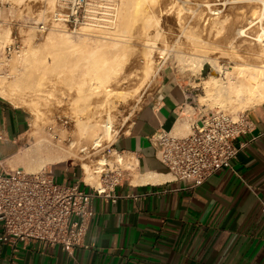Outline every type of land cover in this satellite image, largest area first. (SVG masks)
<instances>
[{"label": "rangeland", "instance_id": "rangeland-1", "mask_svg": "<svg viewBox=\"0 0 264 264\" xmlns=\"http://www.w3.org/2000/svg\"><path fill=\"white\" fill-rule=\"evenodd\" d=\"M57 1L0 0V85L3 87L0 88V94H4L2 96L8 97L13 103L15 102L14 104L25 109L29 114L31 124L24 139L27 143L18 157H21L28 150H33L36 138L40 134H51L54 144L58 143L59 140L63 144L68 140H78L79 136L76 131L78 117L83 118L82 122L93 119L104 120L108 114L112 118V134L109 140L104 141L100 147L90 150L87 155L86 153H81V160L77 159L75 163L66 161L57 163V166L54 167L53 165L55 164L52 165V174L55 177V182L63 183L64 179L61 176V172L65 165L73 166L75 169V176L72 175L73 169L70 168L67 181H65V183L70 184L80 175V162L88 164L93 171L96 168V161H104V157L111 168L117 167L118 160L122 159L120 167L123 170L133 169L130 164L134 162L129 156H122L121 158V156L114 154L110 157L107 156V150L112 149L111 143L115 137L127 130L136 111L155 90L161 69L167 65L173 67L184 85L189 89L191 106L194 109L188 108V111L194 116L190 115L182 120L187 124L188 128L198 113L221 109L236 115L242 112L247 113L250 108L257 106L240 107L235 102H226L223 106H220L213 98L207 96L205 80L214 76L220 83L225 84L227 82L228 73L231 74L232 72L230 71L234 69L232 60H229L231 55L230 47L227 48L228 55L221 54V39H223L225 34H228V36H233L232 42L241 45L239 49L242 50L249 47L248 41L258 38L262 28L264 29V2H262L264 0H261V3L260 0H127L128 2L126 0H109L115 7V18L113 25L111 24L112 26H107L108 28L104 26L102 30L107 33L111 31L113 34L110 32L104 34L100 26L99 28L95 25L93 27L87 26V22L80 23L75 27L64 23L60 25V23L52 22L51 14L57 9ZM91 1L95 2L96 0H89V2ZM133 2L134 4L138 2V6L135 4L136 8L133 6ZM132 6L133 8L131 9ZM137 8L140 14L137 12ZM163 8H166L167 13ZM133 9H136L135 14H133ZM143 11L145 12L143 13ZM147 12L151 16L153 14V17H156V23L153 22V17L150 16L149 18L150 14H147ZM143 16L144 18L147 17L144 19ZM133 19H138V25L134 23ZM130 20L134 23H132V26L136 24L139 27L140 25L141 31L135 27L131 30V33L128 32L130 30L127 29L128 26L125 28V25L129 23V27H131ZM139 20L142 22H139ZM126 22L128 23L126 24ZM42 25H44L43 28H41ZM246 25H251L246 29L247 36L238 37L237 30L240 27H246ZM80 26H82V30L79 29ZM123 27L127 29V32ZM97 28L99 30L95 31ZM51 33H54L53 35L55 36ZM125 33H129L127 34L128 37ZM134 34H136V37L133 36L134 39H132L130 35ZM146 34L148 35L146 36ZM149 36L152 37H150L152 40L155 38V43L153 42L155 45L152 40L149 42L153 45H150V43L143 44L147 47V51H145L146 47L141 42H146V39L143 40V38H149ZM103 38H105V44L102 46L99 55L111 62V70L106 73L102 72L104 74L102 76L99 75V77H92L90 74L85 75L86 78L91 79L90 82L93 87L97 83L94 92L85 99L83 96L85 95L84 92H80L79 87H77L79 86L78 79H72V72L67 69L64 73L61 71L65 70L64 63L67 57L76 54L79 50H84L86 45L92 46L94 44L93 41L103 44ZM261 38H264V34L261 35ZM112 39L114 41L109 43V47L112 48L109 49L107 48L109 45L107 43ZM121 39H128V42L129 39H132L134 44L131 41L128 43L126 40L123 41ZM121 41H123V44H121ZM208 41L210 42L208 43ZM126 42L127 44L125 45L124 43ZM205 42L208 46L204 45ZM218 44H220V47ZM117 46L119 48L120 46H128L129 55L126 54L127 51L125 52L128 47H123L125 53L121 54L123 52L116 51L118 48L115 50L114 47ZM151 46L152 48L155 47L153 54ZM123 48L118 50H123ZM214 48L217 49L215 50ZM105 49L107 51H104ZM109 50L115 53H111ZM135 50L139 53L137 54ZM130 51H132V54H130ZM118 52L120 57L127 55L128 61H126L127 58H123L127 64L125 61H119L121 59ZM213 52L215 53L213 54ZM240 53L243 52L241 51ZM22 54L27 60L26 63L25 60H22ZM205 55L212 58L216 56L217 60L213 59L216 60L222 69L212 72V64L205 62L203 67L198 70L191 59L199 60ZM35 57L36 59H34ZM17 58H20V60ZM120 62L121 64H119ZM60 75L61 77L65 75V79H60ZM231 76L234 78L235 74ZM90 82L82 85L83 89L86 90L90 86ZM13 88L16 90L13 91L15 94L12 92ZM29 91L31 92L29 93ZM16 94L18 95V100L15 97ZM38 94L39 96H37ZM94 114L95 116H93ZM33 118H36L37 121H34ZM32 120L38 124V129H34V126L32 127ZM61 124L64 125L62 126ZM187 132L182 136L186 135ZM21 165L23 166V163ZM49 166L42 170H47Z\"/></svg>", "mask_w": 264, "mask_h": 264}, {"label": "crops", "instance_id": "crops-1", "mask_svg": "<svg viewBox=\"0 0 264 264\" xmlns=\"http://www.w3.org/2000/svg\"><path fill=\"white\" fill-rule=\"evenodd\" d=\"M188 92L173 67L161 69L153 93L111 143L113 151L133 156L134 166L106 191L115 201L104 195L92 199L83 246L69 256L59 247L19 245L13 252L0 244V264H264V105L248 110L252 130L234 141L243 147L232 168L191 186L171 179L152 143L153 135L174 133L179 120L194 116ZM29 127L27 111L0 94L5 170L20 167ZM53 167L47 171L54 177ZM70 168L75 176L74 167L65 165L63 183Z\"/></svg>", "mask_w": 264, "mask_h": 264}, {"label": "built area", "instance_id": "built-area-1", "mask_svg": "<svg viewBox=\"0 0 264 264\" xmlns=\"http://www.w3.org/2000/svg\"><path fill=\"white\" fill-rule=\"evenodd\" d=\"M113 7L109 0H58L51 21L72 27L85 22L104 27L114 22ZM188 99L191 103L190 96ZM251 130L247 113L233 115L217 109L198 113L186 135L160 131L153 135L152 143L156 146L157 159L172 180L198 186L214 173L232 168L243 147L234 141ZM114 154L123 156L107 150V156ZM129 158L134 162L133 156ZM103 159V165H99L102 189L84 181L81 166V178L69 184L55 182L47 170L28 172L21 167L5 170L0 164V244H6L13 252L18 251L19 245L59 247L72 256L75 248L83 246L92 215V199L104 195L115 201V196L106 191L119 184L126 171L120 162L111 168L106 158ZM260 207L264 211V199Z\"/></svg>", "mask_w": 264, "mask_h": 264}, {"label": "bare ground", "instance_id": "bare-ground-1", "mask_svg": "<svg viewBox=\"0 0 264 264\" xmlns=\"http://www.w3.org/2000/svg\"><path fill=\"white\" fill-rule=\"evenodd\" d=\"M125 1V0H124ZM127 1V0H126ZM93 2V1H92ZM128 2V1H127ZM264 2V1H262ZM126 3V2H125ZM260 3H261V0H260ZM134 4V2H133ZM135 4L138 6V2H135ZM135 4L133 5L135 7ZM208 4V3H207ZM133 6L131 7V9L133 8ZM136 6V7H137ZM213 6V5H212ZM135 7V8H136ZM260 7V6H259ZM146 8V7H145ZM258 8V6H257ZM164 9V8H163ZM166 9V8H165ZM164 9V11H166ZM170 9V8H169ZM217 9V8H216ZM134 10V13L136 12V9H133ZM149 10V9H148ZM141 11V10H140ZM151 11V10H149ZM137 12H138V8H137ZM145 11H143L144 13ZM153 12V11H152ZM151 12V13H152ZM216 12V11H215ZM140 14V12H138ZM137 13V14H138ZM156 13V12H155ZM167 13V11H166ZM147 14H150L149 12H147ZM143 15V14H142ZM156 15V14H155ZM213 15V14H212ZM263 15V14H262ZM137 16V15H136ZM151 14L149 15V18H150ZM147 17V16H146ZM145 17V18H146ZM153 17V14L152 16ZM141 18V17H139ZM144 18V16H143ZM144 18V19H145ZM154 18V21H155V16L153 17ZM136 19V18H135ZM143 19V20H144ZM138 20V19H137ZM137 20H134V23H137ZM142 20V18H141ZM158 20V19H156ZM132 20H130L129 22L131 23V27H129V23L126 22V24L128 23V25H125V28L127 27V29H129L131 33V30H133L135 27L136 28H139L138 26H132L134 23H133ZM139 22H142L139 20ZM149 22V21H147ZM180 22V21H179ZM214 22V21H213ZM133 23V24H132ZM152 23V22H151ZM218 23V22H217ZM61 25V23H60ZM83 25V24H82ZM92 26L93 25L91 23H87V26ZM113 25V24H112ZM111 24L107 25V26H112ZM138 25V23H137ZM145 25V24H144ZM85 26V25H83ZM106 26V27H107ZM251 25H246V27H240L238 30H237V36L240 37V38H243L245 36H247V33H246V29H248ZM82 26H80V30ZM97 27V26H96ZM88 28V27H86ZM90 28V27H89ZM95 28V27H94ZM99 28V26H98ZM95 29V31H98L99 29ZM108 28V27H107ZM124 28V27H123ZM124 28V29H125ZM145 28V27H144ZM84 29V28H83ZM92 29V28H91ZM127 29L126 32H127ZM143 29V28H142ZM85 30V29H84ZM101 30H102V27H101ZM100 30V31H101ZM60 31V30H59ZM103 31V30H102ZM106 31H109V30H106ZM136 31V30H135ZM139 31L140 28H139ZM226 31V30H225ZM236 31V30H235ZM234 31V32H235ZM50 32V31H49ZM52 32V31H51ZM64 32V31H63ZM104 34L107 33L105 31H103ZM110 33H112L111 31H109ZM108 32V33H109ZM125 32V31H123ZM133 32V31H132ZM144 32V31H143ZM146 32V31H145ZM150 32V30H149ZM233 32V33H234ZM9 33V32H7ZM6 33V34H7ZM107 33V34H108ZM179 33V32H178ZM229 33V32H228ZM52 34V33H51ZM54 34V33H53ZM52 34V35H53ZM63 34V33H62ZM113 34V33H112ZM129 34V33H127ZM125 33V35H127ZM137 34V33H136ZM136 34L134 35H130L133 38L136 37ZM149 34V33H148ZM146 34V36L148 35ZM207 34V33H206ZM209 34V33H208ZM264 34V29L262 28V31H261V34L258 36V38L256 39H252V41H248L249 43V47H246V48H243L242 50L239 49V47L241 45H238V44H235L234 42L231 41V39L233 38V36H228V34H225L223 36V39H221V42H222V55H228V52H227V48L230 47L229 51L231 50V55H230V58L229 60H232V66H233V71H230L232 72L231 74L228 73V78L226 79L227 82L224 84V83H220L216 80V78L214 76H212L210 79H206L205 80V88H206V92H207V96L210 97V98H213L217 104H219L220 106H223V104H225L226 102L230 103V102H235L236 105L240 106V107H243V106H255V105H260V104H264V38H261V35ZM8 35V34H7ZM119 35V34H117ZM193 35V34H192ZM55 36V35H53ZM110 36V35H109ZM116 36V35H115ZM114 36V38H116ZM121 36V35H119ZM129 36V37H130ZM144 36V35H142ZM141 36V37H142ZM125 37V36H123ZM128 37V35H127ZM130 37V38H131ZM151 36H149V38L145 37L143 38L146 39V42L142 43L141 44H145V43H150V45H153L155 42V38H153L154 40H152L150 38ZM113 38V39H114ZM105 38H103V44L101 43H97L95 41L94 44L91 46V45H86L84 48V50H79L76 52V54H73L72 56H69L66 58L65 60V63H64V67H65V70H62L61 72H66L67 70L72 72V75H71V78L72 79H78V84L79 86V91L80 92H84L85 95L84 98L87 99L90 94H92L94 92V89L97 87V83L96 86L93 87V84L90 82L91 79L90 78H86L85 75H88L90 74L92 77H99L102 76L104 73H106L107 71H110L111 70V62H108V60L106 58H103L102 56L99 55L100 51L102 50V46L105 44V41H104ZM110 40L107 44H109L111 41L113 42L114 40ZM118 39V38H117ZM116 39V40H117ZM132 39L130 40L129 39V42L126 40L128 43H130V41L132 42ZM123 40V39H121ZM123 40V41H124ZM152 40V43L149 42ZM99 41V40H98ZM101 41V40H100ZM108 41V40H107ZM118 41V40H117ZM120 41V40H119ZM123 41H121V44H123ZM141 41V40H140ZM102 42V41H101ZM111 42V43H112ZM124 43L125 45L127 44ZM139 42V40H138ZM175 42V41H174ZM210 41H208L209 43ZM212 42V41H211ZM241 42V41H240ZM137 43V42H136ZM230 43V44H229ZM106 44V45H107ZM132 44H134V42H132ZM201 44V43H200ZM218 44V46L220 45ZM229 44V46H228ZM112 45V44H111ZM116 45V44H115ZM148 45V44H147ZM149 45V46H150ZM155 45V44H154ZM204 45H207L206 42L204 43ZM202 45V46H204ZM110 44L107 46V48L111 49L110 47ZM130 46V45H128ZM126 46V47H128ZM133 47V45H131ZM145 46V45H143ZM148 46V48H149ZM200 46V45H199ZM208 46V45H207ZM124 47V46H123ZM120 46V48H123ZM124 47V48H126ZM135 47V46H134ZM141 48H145V47H142L140 46ZM211 47V46H210ZM220 47V46H219ZM218 47V48H219ZM104 48V47H103ZM106 48V47H105ZM106 48V49H107ZM115 50L118 48L120 49L118 46L117 47H114ZM123 48V50H116V51H121L123 53L121 54H124L126 51V54L129 55V47L125 50ZM139 48V47H138ZM152 48V46L150 47ZM155 48V47H154ZM154 48H152V54H153V50ZM158 48V47H157ZM203 48V47H202ZM204 48H206L204 46ZM209 48V47H208ZM104 50V51H107V50ZM201 49V48H200ZM215 50L217 48H214ZM125 50V52H124ZM134 50V49H133ZM142 50V49H141ZM140 50V51H141ZM157 50V49H155ZM206 50V49H205ZM219 50V49H218ZM103 51V52H104ZM137 50H135L136 52ZM147 51V47H146V50ZM144 51V52H145ZM243 52V53H240V52ZM109 52H111L109 50ZM132 51H130V54ZM149 52V51H148ZM209 52V51H208ZM108 53V52H106ZM111 53H115V52H111ZM110 53V54H111ZM119 53V52H118ZM117 53V54H118ZM139 52L137 51V54ZM151 53V52H150ZM204 53V51H203ZM211 53V52H210ZM215 52H213L214 54ZM217 53V52H216ZM219 53V52H218ZM35 54V53H34ZM109 54V55H110ZM123 55V57H120V53H119V57L121 60L119 61H125L123 60V58H127L126 56L127 55ZM136 54V53H134ZM151 54V56H152ZM208 54V53H207ZM23 55V54H22ZM26 55V54H25ZM217 55V54H215ZM220 55V54H219ZM221 55V57H223ZM21 57V55H19ZM118 56V55H116ZM132 56V55H130ZM135 56V55H134ZM133 56V57H134ZM18 57V56H17ZM132 57V58H133ZM216 57V56H215ZM213 57V58H215ZM16 58V57H15ZM28 58V57H27ZM31 58V57H30ZM33 58V57H32ZM118 58V57H117ZM131 58V57H130ZM129 58V59H130ZM135 58V57H134ZM212 57L210 56H204L202 59H199V60H196V59H191V61L196 65L195 67L200 70L202 67H203V64L205 62H210L212 65V72H216V71H219L220 69V66L219 64H217L216 60L213 59ZM225 58V57H224ZM18 59V58H17ZM36 59V57L34 58ZM33 59V60H34ZM20 60V58L18 59ZM22 60L24 61L25 60V63L27 62L26 58H24V55H23V58ZM30 60V59H28ZM31 60V61H33ZM118 61V59H116ZM128 61V58L127 60ZM125 61V63H126ZM134 61V60H133ZM115 62V61H114ZM152 62V61H151ZM191 62V63H192ZM149 63V62H147ZM31 64H34V63H31ZM121 64V62L119 63ZM124 64V63H123ZM127 64V63H126ZM150 64V63H149ZM27 65V64H26ZM148 65V64H147ZM25 67V66H24ZM30 67V66H29ZM63 67V68H64ZM227 67V66H226ZM28 68V67H27ZM26 68V69H27ZM145 68H146V65H145ZM150 68V66H149ZM148 68V69H149ZM225 68V67H224ZM26 69H24L26 71ZM45 69V68H44ZM67 69V70H66ZM226 69V68H225ZM23 70V71H24ZM195 70V69H194ZM104 72V73H102ZM227 72V71H226ZM23 73V72H22ZM26 73V72H25ZM44 74V73H43ZM232 74H235V77L233 78L231 75ZM45 75V74H44ZM23 76V75H22ZM25 76V75H24ZM29 77V75H27ZM31 76V75H30ZM44 77V76H43ZM61 77V75L59 76V78ZM49 78H52V77H49ZM60 79H65V75L60 78ZM91 83L90 86L85 90L83 89L82 85L86 84V83ZM220 83V84H218ZM100 84V83H99ZM104 84V83H103ZM108 87V86H107ZM0 88H3L1 85H0ZM15 88V87H14ZM12 89V92L15 90V89ZM36 88V87H34ZM33 88V90H34ZM72 88V87H71ZM86 88V87H85ZM38 89V88H37ZM107 89V88H106ZM16 91V90H15ZM7 92V91H6ZM31 91H29L30 93ZM35 92V91H34ZM38 92V91H37ZM15 94V92H13ZM4 95V94H2ZM8 95V94H7ZM30 95V94H29ZM33 95V94H32ZM31 95V96H32ZM35 95V93H34ZM108 95V94H107ZM6 96V95H5ZM15 96V95H14ZM18 95L16 94L15 97H17ZM25 96H27L25 94ZM39 96V94L37 95ZM8 99V97H7ZM17 100L19 99L18 97L16 98ZM10 100V99H9ZM23 100V99H22ZM26 100H27V97H26ZM35 100V99H34ZM12 101V100H10ZM32 101V100H31ZM94 101V100H93ZM13 102V101H12ZM24 102V101H22ZM34 102V101H33ZM102 102V101H101ZM15 103V102H14ZM19 103V102H18ZM26 103V102H25ZM91 103V102H90ZM108 103V102H107ZM110 103V102H109ZM29 105V103H27ZM38 105V104H37ZM88 105V104H87ZM90 105V104H89ZM92 105V104H91ZM108 105V104H107ZM112 105V104H111ZM94 106V105H93ZM33 107V106H32ZM88 107V106H86ZM84 109V108H83ZM105 109V108H104ZM82 110V109H81ZM89 110V109H88ZM36 111H39V110H36ZM84 111V110H83ZM85 112V111H84ZM89 112V111H88ZM110 112V111H109ZM87 113V112H86ZM108 114V113H107ZM92 116V115H90ZM89 116V117H90ZM95 116V114L93 115ZM35 117V116H34ZM89 117H87V119H89ZM101 118V117H100ZM187 118V117H185ZM34 121L36 120V118H33ZM83 119V118H82ZM82 119L81 117H78V124H77V133H78V136H79V139L78 140H68L65 144L62 143L61 140H59L58 143L54 144L53 143V140H52V135L50 134H35V135H38L37 138H36V142L34 143L33 145V150L31 149V151H27L25 152L21 157L18 158V161L17 163L20 164V167L21 168H24V170L28 171V172H37V171H40L42 170L43 168L49 166V165H53V164H57V163H61V162H71L73 161L72 163H75L77 159H80L81 160V153H89L90 150L92 149H95L96 147H100L102 145V143L106 140H109L110 137H111V128H112V118L111 116L108 114L104 120H87V121H84L82 122ZM184 120V118H182ZM37 121V120H36ZM55 121V120H54ZM33 122V120L31 121ZM38 123V122H37ZM54 123V122H53ZM31 125V124H30ZM37 125L36 122H33L32 124V127L34 126V129H38L37 128ZM62 125V124H61ZM64 125V124H63ZM62 125V126H63ZM76 125V124H75ZM190 125V124H189ZM187 124L185 122H183L182 120H179L176 125H175V128H174V133L177 134V135H183L187 132ZM41 131V130H40ZM58 131V130H57ZM55 131V132H57ZM75 131V130H74ZM36 132V131H35ZM32 133V132H31ZM33 134V133H32ZM103 160H100L99 161V164H97V167L95 168V170H91L90 166L86 163H83V162H80V165L82 166V169H83V179L84 181L89 184V185H92L93 187H96L97 189H102V186L100 184V178H99V172H100V169H101V165H103ZM118 162H120V164L122 163V159H119ZM23 163V166L21 165ZM100 165V166H99ZM130 166H134V163L130 164ZM147 180H151L150 178H147Z\"/></svg>", "mask_w": 264, "mask_h": 264}]
</instances>
